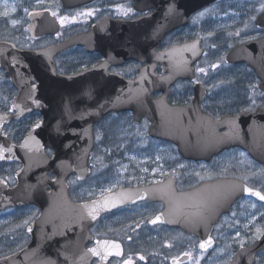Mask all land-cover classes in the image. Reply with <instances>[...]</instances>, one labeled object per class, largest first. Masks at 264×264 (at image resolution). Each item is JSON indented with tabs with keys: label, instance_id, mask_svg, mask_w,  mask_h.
Here are the masks:
<instances>
[{
	"label": "flooded vegetation",
	"instance_id": "flooded-vegetation-1",
	"mask_svg": "<svg viewBox=\"0 0 264 264\" xmlns=\"http://www.w3.org/2000/svg\"><path fill=\"white\" fill-rule=\"evenodd\" d=\"M10 1L17 2L18 13L23 14L24 20L12 38L3 39L13 41L20 48L48 47L82 35L79 43L53 58L56 71L63 74L104 65L108 74L133 84L144 68L148 74L143 76L144 79H162L167 72L158 58L168 59L165 52L170 47L200 38L204 52L193 63V75L174 80L168 87L166 98L168 105L187 109L183 116L187 122L183 126L191 129L189 135L193 137L188 144L197 143L198 136L213 137L227 129H215L213 123L202 122V119L215 121L264 105V89L259 88L258 77L246 64L227 63L224 55V66H243L251 72L236 76L237 80H230L235 75L223 77L209 73L201 64L205 54L200 32L203 25L201 13L211 4L225 0H216L195 10L184 24L166 31L156 45L151 23V14L156 8L152 0H137V3L136 0H81L73 5H65L63 0ZM127 9L131 11L124 15L123 10ZM39 11H48L57 20V31L37 36L29 33V15ZM256 16L253 19L255 32L247 39L264 35V27L255 22ZM61 18H64L63 23ZM210 67L211 70L215 68L214 65ZM2 74L10 83L6 73L2 71ZM11 86V91H0V114L11 113L16 95L15 88ZM162 94V90L154 89L149 99H157ZM196 94L201 96L197 104L194 102ZM110 114H128L131 123L141 127L131 144L134 152L130 161L131 181L95 195L81 196L75 192L73 182L84 184L93 172L91 158L95 144L89 157L87 178L79 180L72 173L66 179L68 195L74 201L91 199L122 186L146 188L142 197L137 195L132 203L104 213L89 227L92 239L85 243V248L103 238L113 239L121 245V251H110L112 253L104 264H124L129 259L132 264H231L237 250L264 235V200L245 193L232 203L224 204L220 201L226 196L220 193L217 182L220 178H235L249 191L264 195V162L238 145L225 147L210 156L187 157L174 141L149 135L153 122L146 116L136 122L131 111L110 112L96 126ZM41 118V111L35 109L2 123L0 145H3V152L6 153V147L11 143H21L27 131ZM45 153L51 156L54 150L46 148ZM112 154L101 155L109 164L108 171L115 168L117 162H127L123 155ZM4 156L0 158V264H59L58 251H44L41 246L21 251L33 240L28 225L38 215L40 207L34 203L3 205L9 188L17 183L15 173L22 167L20 161ZM115 160L116 164H112ZM54 176L53 172L47 174L48 179ZM157 216L160 220L151 223ZM18 251L20 253L15 256ZM108 253L105 250L101 255L105 257ZM98 262L99 259L94 257L87 264ZM242 263L264 264V250L256 252L251 262L247 258L239 262Z\"/></svg>",
	"mask_w": 264,
	"mask_h": 264
},
{
	"label": "water",
	"instance_id": "water-1",
	"mask_svg": "<svg viewBox=\"0 0 264 264\" xmlns=\"http://www.w3.org/2000/svg\"><path fill=\"white\" fill-rule=\"evenodd\" d=\"M77 1L81 0H63L65 5L79 3ZM214 1L152 0L156 8L151 14L154 45L166 31L184 24L192 12ZM29 20L28 31L32 36L54 33L59 26L48 11L31 13ZM255 22L264 27V9ZM81 36L37 49L20 48L13 41L0 39V69L16 90L11 113L0 114V125L35 109L42 113V118L27 131L21 143H11L6 147V153L0 145V158L5 155L7 159L22 163L15 173L17 183L9 188V194L2 203L4 206L34 203L40 207L38 215L28 225L33 240L21 251L41 246L44 251H58L59 264H87L94 257L99 259L98 264H104L112 253L110 251H121V245L113 239L103 238L85 248V243L92 239L89 227L104 213L132 203L137 195L142 197L146 188L122 186L82 201L69 197L66 179L72 173L79 180L87 178L89 157L94 147V126L102 117L112 111H131L134 121L139 122L146 116L153 122L148 134L174 141L187 157L210 156L225 147L238 145L264 162V105L215 121L202 119V122L213 123L215 129H227L213 137L198 136L197 143L188 144L193 137L189 135L191 129L183 126L187 122L183 117L187 109L168 105L166 98L168 87L174 80L193 75V63L204 52L200 38L170 47L165 52L168 59L158 58L167 72L165 78L144 79L143 76L148 75L144 68L133 84L108 74L104 65L76 73H58L54 56L79 43ZM225 61L244 63L252 68L259 79V88L264 89V35L232 46L225 55ZM154 89L162 90L163 94L157 99H149ZM200 98V94H196L194 102L197 104ZM46 148L53 149L54 153L47 155ZM48 172L55 173L54 178L48 179ZM238 181L235 178L217 180L220 193L226 196L220 202L230 204L241 194L256 192L249 191L244 183ZM89 249H94L96 254ZM105 250L109 253L102 257ZM261 250H264V235L237 250L231 264H239L247 258L251 262L254 254Z\"/></svg>",
	"mask_w": 264,
	"mask_h": 264
},
{
	"label": "rangeland",
	"instance_id": "rangeland-1",
	"mask_svg": "<svg viewBox=\"0 0 264 264\" xmlns=\"http://www.w3.org/2000/svg\"><path fill=\"white\" fill-rule=\"evenodd\" d=\"M263 8V0H225L215 2L203 10L201 13L203 25L200 32L203 36L205 54L201 64L207 67L209 73L223 77L235 75L230 77V80H237L236 76L246 74L243 66L235 68L224 66L223 58L228 48L251 37L255 32L253 19ZM18 10L17 2L0 0V38H12V34L21 29L20 24L23 23L24 17ZM5 12L8 13L7 16L4 15ZM22 41L25 43L23 38ZM211 65L215 66L213 70L210 69ZM11 90H13L11 84L0 70V91ZM140 130L141 127L131 123L128 114L106 116L95 128V150L91 158L93 172L84 184L73 182L75 192L81 196L95 195L130 182L132 179L130 161L134 154L131 144L135 134ZM105 153L123 155L127 162H117V166L108 171L109 164L101 157ZM114 163L116 164V160L112 161V164Z\"/></svg>",
	"mask_w": 264,
	"mask_h": 264
},
{
	"label": "snow or ice",
	"instance_id": "snow-or-ice-1",
	"mask_svg": "<svg viewBox=\"0 0 264 264\" xmlns=\"http://www.w3.org/2000/svg\"><path fill=\"white\" fill-rule=\"evenodd\" d=\"M131 11V9H127V10H123V14L124 15H127V13ZM5 16L8 15L7 12L4 13ZM53 15H55V13H53ZM203 15V14H201ZM64 22V18H61V23ZM13 24H15V21H13ZM254 195H256L257 197H259L261 200H264V195H261L260 192H255L253 193ZM160 220V216H157L153 221H151V223H156L157 221ZM118 247V246H117ZM201 247H204V245L202 244ZM89 251L93 252V254H96L95 250L94 249H89ZM140 259H143V257H140ZM124 264H132V261L131 259L127 260L124 262Z\"/></svg>",
	"mask_w": 264,
	"mask_h": 264
},
{
	"label": "trees",
	"instance_id": "trees-1",
	"mask_svg": "<svg viewBox=\"0 0 264 264\" xmlns=\"http://www.w3.org/2000/svg\"><path fill=\"white\" fill-rule=\"evenodd\" d=\"M245 69H246V68H245ZM245 73H246V74H248V73L250 74L251 72H249V70H248V69H246V72H245Z\"/></svg>",
	"mask_w": 264,
	"mask_h": 264
}]
</instances>
